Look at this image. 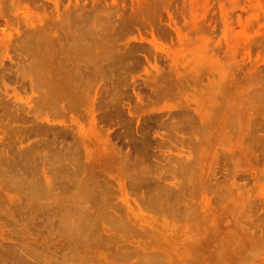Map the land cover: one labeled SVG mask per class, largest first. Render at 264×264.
<instances>
[{
    "label": "rangeland",
    "instance_id": "374dc122",
    "mask_svg": "<svg viewBox=\"0 0 264 264\" xmlns=\"http://www.w3.org/2000/svg\"><path fill=\"white\" fill-rule=\"evenodd\" d=\"M69 1L70 0H0V9H2L3 12L2 13L0 10V13H2V15L5 14L3 16L4 18L5 16L19 17V22L22 20L19 26H23L24 22H44L50 19L53 21L57 20V22L65 20L66 22V19H68V12L72 13V16L70 13L69 15L70 17H73V14H81L82 9H84L83 14H85V12L93 11L91 16H94V11H96V15H100V17L104 18L111 11L106 8L107 5H109V8L110 5H112L114 10H117L118 6V11L123 9L121 10L123 11L121 13L124 14L131 12L130 7H132L130 6L132 0H108L111 4H108L107 0H75L76 3L73 0L71 1L72 4L71 2L69 3ZM135 1L136 0H134L133 3ZM78 2L80 6L76 5ZM141 2H143V0H141ZM145 2H148L149 4H145V6L143 2L145 7L142 4L141 7L144 9L143 11H146L147 13L145 12V17L142 16L143 18L140 19V21L142 19L144 20V22L142 20V23L144 24L141 23L142 26L140 25V27H138V25H135L134 27V24L127 27L126 24H122L121 26L124 27L126 25L125 27L127 28L124 27L125 30L123 33L125 32L126 34H122V36L120 35L123 37L121 39L118 36H115L114 33L117 29L116 27L122 21V18L120 20L118 19V16L121 13L116 12L117 14L114 19L110 18L111 20H114L109 24L111 25L110 28L107 24L108 20L107 22H105L104 19L102 21L100 20L101 24L106 23V25H108L107 29L109 28V32H107L108 30L106 31V37L107 35L111 36L107 37L110 39L104 40L103 44L97 43L99 46L101 45L100 47L96 43H92V38L91 42H88L90 40H86V33V35L84 34L85 36L81 35V31L79 33V30L81 29L77 22L75 25H78L76 26L79 29L77 30L79 35L75 33L76 31L71 34L73 36L78 35L76 36L79 38L77 39L78 41H76V38H74V40L73 37L71 39L69 38L72 42L68 41L67 33L66 35H63L65 31L62 29L64 28L60 30L63 23H60L59 26L55 27L61 32V37L57 36L56 33V36L60 38H58L59 44H57L61 45L63 41L65 43L67 41L71 43H69V47L66 43L67 48H64L66 45L64 42V45L62 44L61 47L59 46L60 48L55 45L57 52H59L57 55L58 57L61 56L63 51H67L66 53L63 52L64 54H67V56L70 54V56L73 55L75 57L76 55L81 54L82 51H92L95 54L103 51L105 48V50H113V47L109 48V46H114L116 44L121 45L124 40L131 41L133 38L137 37L138 39L143 37L142 42L144 41L149 47L148 49H145L148 52L143 53L145 55L147 54V58L140 56L143 59L139 60L140 57L138 56V60H136V58V61L130 59L132 61L129 60V63L126 60L124 61L125 63L121 62V65L111 64V60H109L110 56L106 57V55L107 62L102 60L100 63L106 65V71L104 69L106 74L104 72L102 73L101 69L100 72L103 75L99 73L100 75H97V77L96 75L93 76V80L91 81V83L94 84V79H100V76H102L100 80L97 82L95 81L97 85H103V88L99 90L98 95L94 96V92L91 91V97L88 95L86 97L87 100L84 98L86 101V103L84 102V105L81 103L82 105L80 104V106L78 104V107L68 106L65 109L64 114L61 116L60 110L53 111V109H51L53 112L48 111V106L46 105V107L43 103L42 93L46 89V79L43 73L37 72L39 71L37 69H31L29 67L30 62L23 61L24 63H21L22 59L20 61V57L17 56V54L15 55L17 52L15 50V53L11 52L13 48L7 46L1 47L0 63L8 68L12 65L10 69L13 72H8L9 75L7 74L6 77L5 73L10 69L7 70V68H5V72H2V70L0 71L5 75V77L3 75L0 76V96L4 95L8 98L11 97L13 100L12 102L16 105H21L22 102V107L26 106V109L24 107L22 110L20 109V115L24 116L26 114L32 116L36 121L45 118L53 119L55 122H61L63 120V122L65 121L66 123L75 124L78 129L81 128V132L83 133L78 139L76 136V139L78 140V142L76 141V144L78 145V143H80V147H78L79 149L81 148L82 151H79L81 154H77L76 152L77 157H75L77 158V162H73V166L71 165L69 167L74 170V163L75 165L78 163L77 165L79 167L76 165V168L79 173H81L80 171L85 170L82 171V175H79L78 173V178L76 175H71V173H69L71 170L69 169L63 171L64 173L68 172L69 175L75 177L77 182L75 178L73 179L79 186L75 184L74 180H71L68 174L65 175L62 171H60L61 173L59 171L55 172L57 177L46 173L48 179L50 176L51 179H55V181L52 180L54 183H59L60 177L64 176L67 178L68 176L69 178L66 179L67 182L69 179L72 181H69L71 183L68 182L72 188L69 184L68 188H71V190L74 188L76 190L78 187L76 192H74L75 190L71 191L68 188L66 190V185H63V183H60L62 186L58 184L59 189L53 184L56 188L52 187V189L54 188L56 190L51 189V191H53V193H51L48 188L49 186L47 187L46 182H44V175L41 171L42 165L37 169L34 167L36 174L33 172L34 169L32 168L34 162L29 159L27 160L29 157L26 158L23 152H20L21 154L19 153L24 147L31 145L29 142L36 143L39 140V143L42 142L44 144V140H46L47 144V141L50 138L47 139L45 135H39L45 136L46 139H44V137L40 138L37 135L39 138L35 140L37 136H34L35 138L30 136L31 138H27V140L30 138L28 142L24 139L26 143L23 140V144L20 145V143L15 140L13 144L11 140L17 138L16 136L18 134L15 136L16 130L10 128L14 131L12 132L6 127V124L9 126L6 119H4L6 124L2 125V123L4 124L2 120L5 116H3V111L0 108V114L2 115V117L0 115V121H2L0 124V129L2 130H0V132L3 131L4 127L5 131L8 129L6 133L4 132L5 134L3 132L0 134V150L2 149L0 157L8 158L11 153V159H13L16 155L19 156L20 154L21 156L23 154V157L21 156L22 158L16 156V161H18V159H26L27 161L21 160L26 166L20 161L16 162L15 158L14 161L16 163L14 164L12 162L13 160L8 158L10 160V162L8 160L9 164L14 167L11 171L15 173L21 169L24 174H21V171L18 172L20 178H22L23 175L24 179L36 175V177L33 176L34 179L33 177L31 178L35 180V178H40V176H38L40 170V175L42 174L43 177L41 175V180L36 179L35 181H37V183L38 181H43L44 183L42 185H45L44 187L49 189V192L45 193L47 190L45 188L43 189V186L40 184L42 188L38 192L36 198L34 197L35 194H32L34 195L32 197L29 193L27 195V192H25L26 190L23 188L24 186L21 188L17 182L14 183L15 180L19 178L15 177L17 173L13 176L17 179L13 180V185H11V180H8L10 179L8 176L12 175L9 174L10 172L8 173L10 169L8 170L7 167L9 166L3 168V162L0 161V168L1 170L3 169L2 172L0 170V178H4L0 179V248L2 247L0 250H5V254L3 251H0L2 252L0 253V264H39L37 262L40 256H42L41 254L44 256L41 257L43 258V261L41 259L39 260L46 264L51 262L52 264H54V262L55 264H60L62 262V264H264V144L259 146L257 143V145H255L256 147L254 146V148H252V145L249 144L250 142H248V138L246 137V135L250 136L249 134H246V132L255 130L258 125H262L259 123H264V95L256 101H254L255 99L252 100V98H257L255 97L256 95H251L256 87L258 89V86L260 87V90L258 89L259 91L264 90V0H157V2L146 0ZM160 2L161 4H158ZM84 3L86 5L81 8ZM151 3H154V6ZM74 4L77 8L71 6L73 11H69L67 6ZM105 4H107L105 6L107 9L106 11L102 9V6ZM114 4L117 5L113 6ZM78 7L81 9H78ZM94 8L95 10H92ZM79 10L81 13H79ZM132 12H134V10ZM17 14L18 16H16ZM132 14L135 16V13ZM51 15L54 16H52L53 19ZM127 15L126 17H128ZM3 17L1 16L0 18ZM87 17L89 20L90 16ZM94 17L93 19L96 18ZM100 17L97 16V18ZM122 17H125V15ZM116 18L119 21L116 22ZM126 19H128V21H126L130 23L129 19L131 20L133 18L128 17ZM72 21L70 20L69 22L72 24ZM126 21L121 23H125ZM131 23H133V21ZM112 25L115 27L114 32ZM123 27L121 30H123ZM116 34L118 35L117 31ZM79 36L85 37L84 39L86 43L82 42V38ZM90 36L87 37L90 38ZM114 36L118 38L114 39ZM73 42L75 43L73 44ZM112 42L116 43L113 44ZM72 44L75 45V47L73 46L75 52L74 49H69ZM105 44L109 46L106 47ZM147 46L144 48H147ZM143 51L144 49L142 52ZM137 53L138 55H141L139 54L140 51ZM15 58L18 59L15 61ZM144 58L147 61H145ZM9 62L12 64L10 65ZM25 64H27L30 69H28ZM107 64H111L110 67H112V69H114L113 67L120 66L116 67L119 73L116 71L118 73L116 74L114 70L112 72L111 68L109 70ZM20 65H23V67L21 66L22 71L18 69ZM14 66L17 70H13ZM26 68L28 71H26ZM13 73L16 79L11 77L13 76ZM83 73H81V75ZM86 73L88 74L87 78L84 80L79 79L82 81H77V85L81 86V88H84L86 80H91V75L96 74L94 71H90L91 75H89L86 71L84 73L85 77ZM81 75L80 78H84V76L82 75L83 77H81ZM153 77L157 79L160 78L161 82L157 79L156 81ZM30 80L31 87L29 86ZM23 81L24 83L26 82L25 85ZM162 89L163 91H161ZM163 92H165V95ZM135 94H139L140 101H136ZM63 97L65 98L67 95H63ZM8 98H2V100H4L0 101V105H2L4 101L6 102ZM261 98L262 101H260ZM95 101L96 103H94ZM252 102L256 103L253 104ZM7 103L8 104L4 103L7 107H13V103L11 105H9V102ZM90 105L91 108H89ZM0 107H3V105ZM119 107L120 110L122 107L123 112L122 110H119ZM54 108L58 109L59 106ZM128 108H130L131 114H128ZM203 108L206 111H204ZM28 109H31V112H28ZM115 109H117L120 114H118V111L116 112ZM181 109L184 110L182 111ZM180 111L184 114L189 112L186 117L194 114V117L192 116V118L195 119L196 122H193L192 118H189L190 120L184 118L185 115H182L183 113ZM198 111L201 113L199 112L196 115ZM206 112L209 115H213V113L215 114V116L213 115V117H215V119L213 118V123H206V127L203 126V122L202 125H200L201 123H198L197 125V119L201 120V114H203V119L205 118V120L209 117H206ZM95 114L100 117H95L97 118L96 121L98 122V126L95 119L93 121L94 123L91 122V116ZM105 115H108V118H105ZM195 115L197 116V119ZM102 116L105 117L103 118ZM134 116H136V119ZM216 119L217 121H215L214 125V120ZM22 120L23 119H19L16 123L11 122V125L15 124L16 127V125L20 124V126L23 127L25 124V127L31 124V122L23 123ZM131 120L133 121L131 122ZM199 120L198 122L203 121ZM164 122L169 125L165 126L166 124H164ZM246 123L247 125L245 126ZM95 124L96 126H94ZM140 124H142V126ZM254 124H256L255 128ZM143 126H145V128ZM242 126L243 128H241ZM11 127L14 128V126ZM21 127H19V129ZM262 127H264V125H262ZM145 129H147L145 131L146 133L142 132V130L144 131ZM261 129L262 130H258L256 134L264 139V128ZM10 131L15 137H9ZM17 131L16 133H21V131ZM22 133L24 132L22 131ZM22 133L19 135V139L25 136ZM144 133L146 136H143ZM50 136L48 135V137ZM141 136L142 138H140ZM143 137H147V139H144ZM158 137H162L163 140H165L161 141L160 139L162 144L163 142L165 144V146H163L164 144H160L162 145L159 146L161 150H158L157 148L154 149L156 147L155 145L158 146ZM81 139L85 142L86 140L90 141V143L86 142L87 144L89 143L87 148L89 146L88 152L89 150L91 152H89L91 155L90 158L94 157L95 159L98 154L105 153L107 155L106 161L104 163H95L94 161L89 160V163H87V160H85V150L80 142ZM177 139H181L179 146L177 145L179 143V140ZM67 140L71 141V139ZM144 140H151V145L153 144L152 147L154 148L150 147V149L147 150L149 154L147 155L148 157L145 156V153L144 155L141 152V154L144 155L143 160V155L138 154L140 151H136V147L138 145L140 146L139 143L144 142ZM7 141L8 144L10 143L11 145L8 146ZM4 145L6 146L5 148H3ZM13 145L17 148L12 149ZM180 145H182V147ZM103 146L105 147L104 149H102ZM167 146L169 147L166 148ZM249 146H251V148ZM246 147L247 149H244ZM41 149H43V151L45 149V151L43 152ZM47 149H49V146ZM47 149L44 148V146H41L40 152L42 153L40 156L44 155L46 151L48 154ZM178 149L182 150L180 151ZM167 150L170 151L168 152ZM14 151L15 153H13ZM136 154H138L139 157L142 156L141 158L137 157L141 163L137 162V159H134ZM12 155L14 157H12ZM80 155L82 157L81 159H79ZM169 158L172 159L170 160ZM30 161L31 164H29ZM4 162L5 166L7 162ZM19 162L24 166L18 168L19 170L16 171L17 169L15 168L20 167ZM81 162L84 169L81 164L79 165ZM45 166L48 167L47 165H44V167ZM23 167L25 170L27 169L26 171L31 169L30 172L32 175H30V172L28 171L27 174L29 175L26 174L27 176H25L26 171L22 169ZM75 170L72 174H77L78 171ZM4 171L7 172L4 173ZM2 173H4L3 176ZM56 173H59V175ZM60 174H62V176ZM91 174L94 176H91ZM100 174H102V178L99 176ZM4 175L8 177L7 180ZM103 175L107 179L108 184L106 183L105 178H103ZM79 176L82 177L81 180L79 179ZM88 176L95 179H89ZM13 177L11 176V179H13ZM99 177L103 179L105 185H108V190L106 188V190L104 189L105 186L102 185L103 183H97V180L100 179ZM51 179H49L50 185L53 183ZM56 179H58V181ZM60 180H62V178ZM95 180L97 181L95 183L101 185V188L98 185L96 186L95 183L93 185L97 188L89 186L90 183H93L92 181ZM63 181H65V179ZM73 182L74 184H72ZM87 182H90L88 186ZM9 183L10 186H8ZM83 184L86 185V188L83 187ZM75 185L77 187H75ZM102 186L106 192L102 191ZM91 187L94 188L92 189L93 191H89ZM15 188L16 191L14 190ZM98 188L101 190H98ZM154 188L155 190L157 189L156 191L158 192L166 190L167 193L169 192V194H173L172 199L168 198L169 201L166 199L168 203L164 202V204H162V212L159 208L156 210L157 207L152 204L151 206L149 204L151 202L147 200L149 199V196L157 193ZM17 189L19 192L22 191V193L20 192L19 194ZM86 189L88 190L87 193L89 194L90 192L89 195L91 196L86 193ZM63 190H66V192ZM43 191L44 194H42ZM91 191L93 193H91ZM98 191L99 193L102 191L105 195L100 193L98 196L96 193ZM94 193L96 195H94ZM24 194L27 195L26 199ZM20 197H23V199ZM31 202H35L36 205L34 204L33 206ZM31 206L34 208L31 211L32 215L30 214L31 212L29 213L26 209L30 208L28 209L30 211ZM36 206H38L39 209L41 207V209H43V207H50L52 210L49 212H53L51 215L47 214L44 216L47 209H43L41 211L45 210V214L41 215L44 213L42 212L40 214L42 217L39 215L34 217L37 219V222L38 220L39 222H41V220L43 221V219H45L43 222H46L47 220V225L43 222L36 223V220L33 222L31 219L35 215V211L37 214L41 212H39ZM13 207L14 210L12 209ZM19 208H22V210ZM23 208L26 210H23ZM15 210L17 214H15ZM19 210L21 212L25 211L28 214L24 212L25 215L20 212L23 216L22 218L21 214L18 213ZM29 214L31 216L28 218L27 216ZM24 215L27 218H25ZM7 216L10 218L8 219ZM37 216L40 218H37ZM49 216L52 217L49 218ZM6 218L8 220H6ZM20 219H22V221ZM48 219L50 220V223L48 222ZM20 221L22 222V225L18 223ZM26 221L30 222V224L25 223ZM13 223H16L17 226ZM34 223L38 225L41 224V226H48V229L45 226V228H39L41 226L35 225ZM26 224L31 227V229H36V232L31 230L34 232V234H31L32 232H29L30 229L28 226H25ZM18 226L22 229H24L23 227L25 226L28 230L25 231L26 229H19ZM16 228H18L19 231L22 230V232H20L22 233L21 235ZM74 228L75 230L78 228L77 231H75ZM37 229L39 231L41 230V232ZM17 232L19 233L18 236ZM72 232V235L74 236H70ZM33 242L36 245H34ZM25 244H29V247L31 246L30 248L33 251L31 254L28 245ZM47 245L51 246L52 249ZM17 246H19L20 249ZM22 246L23 248H21ZM35 246L37 248L40 246L42 251L40 248L36 249ZM25 248L29 253L24 250ZM21 249L23 255H19ZM35 249L37 254H40V256L38 254L39 257H35L32 254ZM43 249L46 251H43ZM8 251H12V253L9 254ZM26 252L27 256H25ZM44 252L49 253L44 254ZM3 254L6 256V259H4L5 256ZM9 255L14 256L11 258ZM16 256L18 257L17 259H15ZM33 258L37 259L33 260ZM63 258L66 262L62 260ZM14 259L18 261L24 260V262L17 261V263ZM52 259L55 261L53 262ZM3 260L4 263H2Z\"/></svg>",
    "mask_w": 264,
    "mask_h": 264
},
{
    "label": "bare ground",
    "instance_id": "6f19581e",
    "mask_svg": "<svg viewBox=\"0 0 264 264\" xmlns=\"http://www.w3.org/2000/svg\"><path fill=\"white\" fill-rule=\"evenodd\" d=\"M71 1H73V0H70L69 1V3L71 2ZM131 1V0H130ZM133 1L134 0H132L131 2L133 3ZM146 1V0H145ZM144 0H143V2H144V5L146 4V5H148L149 3L147 2H145ZM156 2H157V0H155ZM155 1H152L151 0V2H155ZM158 1H160V0H158ZM164 1V0H163ZM74 2H75V0H74ZM103 2V1H102ZM107 2H108V4H111V3H109V1L107 0ZM135 2H136V4H135ZM133 4L131 3V5L130 6H132V7H130V11L132 12L133 10H134V12H132V13H135V16L131 13V12H128L127 14H124V13H121V12H123V11H121V10H123V9H121V10H119L118 11V6H117V10L115 9H113V7H112V5H110V8H109V5H107V4H105L104 6H102V5H100V6H102L103 8L102 9H104L105 11L107 10V9H109V13L103 18V17H100V15H96V11H94V13H95V17L94 16H91V13L93 12H91V11H89V12H85V14H83V11H84V9H82V13L80 12V10H79V13H81V14H73V17H70V15H69V13L70 12H68L67 14H68V19H66V22H65V20H63V21H58L57 22V17H56V19H54V20H56V21H53V20H46V21H39V22H24V24H23V26L21 25V26H19V24H20V22L22 21H20L19 22V20H18V18H15V16L14 17H8V16H5V18L3 17L5 14H3L2 15V9H0L1 10V12L2 13H0V17L2 16L3 18H0V26H2V27H0V49H1V47H3V46H7V47H10V48H13L12 50H11V52H14L15 53V51L17 52V53H15V55L17 54V56H19L20 57V61H21V59H22V61H21V63H24V62H30V65H29V67L31 68V69H37V70H39V71H37V72H40V73H43V75L45 76V79H46V81H45V85H46V89H45V91H43V93H42V95H43V103H44V105L46 106H48V111H52L51 109H53V111H58V110H60V112H61V114H60V116L62 115V114H64V112H65V109L68 107V106H77L78 104L80 105L81 103H83V105H84V102L86 103V101L84 100V98H86L88 95H90L91 94V91H93L94 93H93V95L95 96V95H98V92H99V90H101L102 88H103V85H101V86H99V85H97V81L98 80H100L101 79V77L102 76H100V79H94V84H92L91 83V81L93 80V76H95L96 75V77H97V75H100V74H102L103 72L105 73V71H106V65H102V64H100L101 62H102V60H105L106 62H107V59H106V57H108V56H110V59L109 60H111V64H116V65H121V62H124V61H126L127 60V62L129 63V60L130 59H134L135 60V58H136V60H138L137 58H138V56L140 57V56H143V57H146L147 56V54L145 55V54H143V53H146V52H148L147 50H145V49H148L149 47L144 43V41L142 42V38L141 39H138V37L137 38H133L131 41L130 40H124V42L120 45V44H116V45H111V46H109V48L111 47H113L112 49L113 50H103V51H101V52H98V53H93L92 51H87V52H85V51H82V53L81 54H79V55H76L75 57L72 55V56H70V54H69V56H67V54H64L63 52H67V51H63L62 53H61V56L60 57H58L57 55H58V53L59 52H57V48H55V45H56V47H61L62 46V44H63V42H62V44H61V41H60V44L61 45H58L59 44V42H58V40L60 39L59 37H57V36H60L61 35V32H60V30L62 29V28H64V29H62V30H64L65 31V33L63 34V35H66V33H67V39H68V41H70L69 40V38L71 39L72 37H73V39L74 38H76V41H78L77 39H79L78 37H76V36H78L79 35V33H80V31H81V35L83 36L85 33L87 34V36H90V38L89 37H87L86 36V40L87 39H89L90 41H88V42H91V38H92V43H101V44H103V41L104 40H109L110 38H107V37H111V36H109V35H107V37H106V34H107V32H109V28H110V26L111 25H109V24H111L112 23V21H114V20H111L110 18H112V19H114V17L116 16V12H119V13H121L117 18L120 20L121 18V22H124V21H128V19H126V18H128V17H131V18H133V19H131L132 21H133V23H131L132 21L129 19V21H130V23L129 22H125V23H119L118 24V26L120 27V29H119V27L117 26L116 28V30H115V32H114V29H115V27H113L114 25H112V28H113V32L115 33V36H118L120 39L121 38H123V37H121L122 36V34L124 35V34H126L125 32L123 33V31L125 30V28H127V27H130L132 24H134V27H135V25H138V27H140V25H141V23H142V20L140 21V19L141 18H143V17H145L144 15H146L145 14V12L146 11H143L144 9H142V5H143V2H141V0H136ZM162 2V1H161ZM161 2L160 3H158V4H161ZM76 3V2H75ZM114 3V2H113ZM71 4H72V2H71ZM142 4V5H141ZM152 4V3H151ZM77 6L79 5V2L76 4ZM76 5L74 4V5H68L67 6V9L70 11L71 10V12L73 11L72 10V8H71V6H73V8L74 7H76ZM86 4L84 3L82 6H81V8L82 7H84ZM108 7H107V6ZM115 5H117V4H114L113 6H115ZM143 5V6H144ZM145 5V6H146ZM153 6H154V3L152 4ZM80 6V5H79ZM105 6H106V8H105ZM144 6V7H145ZM158 6V5H157ZM99 7V6H98ZM112 7V8H111ZM77 8V7H76ZM80 7H78V9H81ZM122 8H124V7H122ZM75 10V9H74ZM92 10H95V8L94 9H92ZM97 10V9H96ZM99 10V9H98ZM149 10H151V9H149ZM76 11H78V10H76ZM147 11H148V9H147ZM5 12V11H4ZM51 12V11H50ZM75 12V11H74ZM76 13V12H75ZM144 13V14H143ZM147 13V12H146ZM71 14V16H72V13H70ZM90 14V15H89ZM93 14V13H92ZM123 15H125V17H122ZM126 15L128 16V17H126ZM16 16H18V14L16 15ZM53 15H51V17H52ZM66 16V15H65ZM87 16H90L89 18V20H88V17ZM97 16L98 17H100V18H97ZM143 16V17H142ZM54 17V16H53ZM53 17H52V19H53ZM86 17V18H85ZM91 17H92V19H91ZM93 17L95 18V19H93ZM9 18V19H8ZM22 18V17H21ZM72 18V19H71ZM116 18V19H117ZM105 20V22H107V20H108V22H109V20H110V22L108 23L107 22V24L109 25V28L107 29V27H108V25H106V23H104V24H101L100 23V20L102 21V20ZM115 19V20H116ZM116 20V22L117 21H119V20ZM124 19V20H123ZM72 21V24H71V22H69V21ZM86 20V21H85ZM88 20V21H87ZM134 20H135V22H134ZM138 20V21H137ZM77 22V24L78 25H80V29L81 30H79L78 28H77V26L75 25V23ZM136 22H138V23H136ZM139 22H140V24H139ZM143 22H144V20H143ZM60 23H63V25H62V27L60 28V30L58 31L55 27H57V26H59V24ZM70 24V25H69ZM122 24H126L127 25V27H123V26H121ZM130 24V25H129ZM142 24H144V23H142ZM75 25V26H74ZM117 25V24H116ZM129 25V26H128ZM81 26H82V28H81ZM142 26V25H141ZM122 27H123V30H121L122 29ZM133 28V27H132ZM131 28V29H132ZM144 28V27H143ZM70 29V30H69ZM75 29V30H74ZM134 29V28H133ZM140 29V28H139ZM77 30H79V33H77L78 31ZM82 30H83V32H82ZM108 30V31H107ZM120 30V31H119ZM135 30V29H134ZM58 31V32H57ZM63 31V32H64ZM74 31H76L75 33H77L78 35H76V36H73L71 33H73ZM86 31V32H85ZM89 31V32H88ZM107 31V32H106ZM116 31L118 32V35L116 34ZM122 31V32H121ZM136 31V30H135ZM139 31V30H138ZM60 32V34L58 35V33ZM88 32V33H87ZM111 32H112V30H111ZM112 32V33H113ZM121 34H120V33ZM131 32H132V30H131ZM141 32V31H140ZM13 33V34H12ZM56 33H57V36H56ZM143 33V32H142ZM142 33H140V34H142ZM85 34V35H86ZM90 34V35H89ZM84 35V36H85ZM105 35V36H104ZM121 35V36H120ZM80 37V38H82L81 39V41L82 42H85L86 43V41H85V37ZM114 36V39H117L118 37H115ZM61 37V36H60ZM104 37H106V38H104ZM59 38V39H58ZM101 39H102V41H101ZM114 39L112 38V40L114 41ZM75 40V39H74ZM73 40V41H74ZM146 40V39H145ZM65 41H67V40H65ZM66 42L67 44H68V47H69V43L70 42H72V41H70V42ZM116 41V40H115ZM119 41V40H118ZM121 42V41H120ZM58 43V44H57ZM65 42H64V44H66ZM75 42H73V44H74ZM91 43V44H92ZM113 44L114 43H116V42H112ZM111 43V44H112ZM117 43H119V42H117ZM147 43V42H146ZM63 44V45H64ZM67 44L64 46V48L66 47L67 48ZM71 44V43H70ZM71 45V47L69 48V49H74V47H75V45ZM90 44V43H89ZM97 44V45H98ZM148 44V43H147ZM106 45V44H105ZM74 46V47H73ZM99 46V45H98ZM101 46V45H100ZM99 46V47H100ZM107 45H106V47H108ZM147 46V48H144V47H146ZM59 47V48H60ZM64 48H63V50H64ZM83 49V48H82ZM85 49V48H84ZM144 49V51L142 52V50ZM15 50V51H14ZM60 50V49H59ZM58 50V51H59ZM78 50V49H77ZM69 51V50H68ZM110 52V54H109V52ZM138 51H140V53L139 54H141V55H138ZM70 52H71V50H70ZM74 52H75V49H74ZM13 53V54H14ZM20 54V55H19ZM136 54H137V57H136ZM152 54V53H151ZM64 55H66V56H64ZM107 55V56H106ZM106 56V57H105ZM16 57V56H15ZM18 57V58H19ZM22 57V58H21ZM72 57V58H71ZM18 58H15V61H16V59H18ZM147 58V57H146ZM140 59H143L142 57H140L139 58V60ZM132 60H130V61H132ZM135 60V61H136ZM144 60H145V58H144ZM150 60V59H149ZM14 61V60H13ZM13 61H11V62H13ZM19 61V62H20ZM24 61V62H23ZM134 61V62H135ZM145 61H147V60H145ZM17 62H18V60H17ZM10 63V62H9ZM15 63V62H14ZM20 63V64H21ZM81 63V64H80ZM119 63V64H118ZM125 63V62H124ZM123 63V64H124ZM128 63H126V64H128ZM12 63H10V65H11ZM17 64H19V63H17ZM110 64V65H111ZM0 71L2 70V72L5 70L6 71V69L5 68H7V70L8 69H10L11 68V66H10V68H8L7 66L6 67H4L5 65L3 64H1L0 63ZM16 65V64H15ZM24 65V64H23ZM23 65H20V67L18 68V69H22V67H23ZM110 65L109 64H107V66H109L108 67V69L110 70V68H111V70H112V72H113V70L116 72V71H118L117 70V68L116 67H120V66H116V67H113L114 69H112V67H110ZM113 65V66H114ZM18 66V65H17ZM22 66V67H21ZM25 66H27V64H25ZM125 66V65H124ZM25 68V67H24ZM27 68H28V66H27ZM26 68V69H27ZM30 68H28V69H30ZM115 68H116V70H115ZM156 68V67H155ZM13 69V68H12ZM28 69L26 70V71H28ZM92 72V71H94L96 74H93V75H91V73H90V71ZM96 69H98V70H96ZM101 69H102V71H101ZM104 69H105V71H104ZM107 69V70H108ZM120 69V68H119ZM13 70H17V68H15V66H14V69ZM24 70V69H23ZM4 71V72H5ZM10 71H12L11 69L9 70V71H7L6 73H5V75H6V77H7V74H8V72L10 73ZM22 71V70H21ZM25 71V72H26ZM31 71V70H30ZM33 71V70H32ZM88 72L89 73V75H91L92 76V78H90L91 80H86L85 81V86H84V88H81V86H78L77 85V81H82V80H84L85 78H87V73L85 74L86 75V77L84 76V73L85 72ZM102 73H101V72ZM13 72V71H12ZM11 72V73H12ZM15 72V71H14ZM18 72H20V71H18ZM34 72V71H33ZM37 72H36V74H37ZM84 72V73H83ZM1 73V72H0ZM21 73V72H20ZM81 73H83L82 75L84 76V78H80V75H81ZM98 73V74H97ZM100 73V74H99ZM108 73V72H107ZM118 73H119V71H118ZM117 72H116V74H118ZM23 74V73H22ZM25 74V73H24ZM106 74V73H105ZM115 74V75H116ZM3 74L1 73V75L0 76H2ZM5 75H3L4 77H5ZM9 75V74H8ZM12 75V74H11ZM81 75V77H83ZM103 75V74H102ZM15 75H14V73H13V76H11V77H13L14 79H16V77H14ZM21 76V75H20ZM22 76H24V75H22ZM157 76H158V74H157ZM156 76V77H157ZM10 77V78H11ZM155 77V76H154ZM153 77V78H154ZM159 77V76H158ZM18 78H20V77H18ZM88 78V79H89ZM12 79V78H11ZM79 79H82V80H79ZM155 80L157 79V78H154ZM18 80H20V79H18ZM17 80V81H18ZM157 80H159L160 81V78L159 79H157ZM156 80V81H157ZM96 81V82H95ZM102 82V81H101ZM161 82V81H160ZM18 83V82H17ZM23 83H24V81H23ZM26 83V82H25ZM25 83H24V85H25ZM91 83V84H90ZM154 83V82H153ZM155 83H158V82H155ZM28 84V83H27ZM100 84H102V83H100ZM33 85V84H32ZM155 85V84H154ZM27 86V85H26ZM29 86L31 87V80H30V82H29ZM156 86V85H155ZM165 87V86H164ZM154 88H157V87H154ZM163 88V87H162ZM260 87L258 86V89H259ZM261 88H262V86H261ZM82 89V90H81ZM164 89V88H163ZM163 89L161 90V91H163ZM257 89V87L252 91L253 93L251 94L252 96H253V94H254V96L255 97H257V98H252V100H254V101H256L258 98H260L262 95H264V94H260V93H264V90H262V91H259ZM156 91V90H155ZM160 91V92H161ZM116 92V91H115ZM159 92V91H158ZM165 92H163V94H164ZM1 94V93H0ZM159 94V93H158ZM162 94V93H161ZM166 94H167V92H166ZM257 94H258V96H257ZM260 94V95H259ZM63 95H67V97H63ZM92 95V96H93ZM160 95V94H159ZM158 95V96H159ZM165 95V94H164ZM4 96V95H3ZM2 95L0 96V98H1V100L0 101H3L2 100V98H8V97H6V96H4L3 97ZM8 96V95H7ZM93 96V97H94ZM163 96V95H162ZM90 97H91V95H90ZM135 97H136V101L138 102V101H140V97H139V94L137 95V94H135ZM10 98V99H9ZM7 100H6V102L4 101V103H6V104H8L7 102H9L10 104L9 105H11L13 102V100L11 99V97H9ZM15 99V98H14ZM96 99H97V97H96ZM16 100H17V98H16ZM84 100V101H83ZM86 100H87V98H86ZM88 100H89V97H88ZM20 101V100H19ZM142 101V100H141ZM260 101H262V98H261V100ZM259 101V102H260ZM18 102V101H17ZM2 104L3 105V107H0L1 108V110L3 111V116H5V117H3V122H4V124L2 123V121H0V124L2 123V125H5L6 124V122L7 123H9V126H7V124H6V127L9 129V130H11L10 128H12V129H14V130H18L17 132H19V131H21V133H22V131L24 132V133H22V134H24L23 136V138H21L22 137V135H21V139H19V135L21 134L20 132L19 133H16V131H15V136L18 138V140H17V138H15L14 140H11L12 142H13V144H14V142H15V140H16V142H18V143H20V145L21 144H23L22 143V141L25 139L27 142H28V140L31 138V137H36L37 135L39 136V135H45L46 137H47V139H49L48 141H47V144H46V140H44L45 142H44V144L42 143V145H41V143H39L40 141L38 140V142H36V143H31V142H29V144H31V145H29V146H27V144H26V146L27 147H24L23 149H21L20 151H19V153L21 152H23V154L25 155V157L27 158V157H29V158H27V160L29 159V160H31L32 162H34L32 165H33V167H32V165H31V167L34 169V167H35V169H37L38 167H40L41 165H42V167H41V171L43 172L42 174L44 175V182H46V185H47V187L50 189H48V188H45L44 186L45 185H42L44 182L43 181H38V183H37V181H35L36 179L38 180H41V178L43 177V175H42V177H41V175H40V170H39V172H38V176H40V178H35V180H33L34 179V177L33 176H35L36 177V175H33V176H31V177H27V179H24V175H23V179L22 178H20L19 177V174H18V172H20L21 174L23 173V171L20 169V171H18L19 169L18 168H21L22 166H24L25 164H24V162H22L23 160H26V159H18V161H20V162H22V163H20V167H17V168H15V169H17L16 171H18V172H12L11 170L12 169H14V167H12V165H10L9 164V162H10V160H13L12 162L15 164L16 162H18V161H16V156L19 158H22L23 156V154L20 156V154H19V156L18 155H16L15 157L12 155V157H14L15 158V161H14V158L13 159H11V153L10 152H7V153H10V156L8 157V158H10V160L7 158V157H0V161L1 162H3L2 164H3V168L5 167H7V166H9V167H7L8 168V173L9 174H12V175H10V176H8L10 179H8V177L7 176H5L4 175V177L6 178V180L8 179V180H11V182L10 181H8V182H10V183H12V181L13 180H15V179H17V178H15V177H19L17 180H15V182L14 183H16L17 182V184H19V186H21V188H22V186H24L23 188L26 190L25 192H27L26 194L28 195V193H29V195L32 197V196H34V195H32V194H35V198H36V196H38L37 194H38V192L41 190V185L43 186V189L45 188L47 191H45V193H47V192H49V191H51V189H52V187H54V188H56L57 187V189H59V186H58V184H62L63 183V185H66V190H67V188L70 186V184L69 183H71L72 181L71 180H74L73 178H75V177H72L71 175H76V177H77V175H78V173H79V171H78V169L76 168L78 165V163H76V165H75V163H74V170L75 171H78L77 172V174L75 173V174H72V172L74 171L72 168L70 169V167L69 166H71L72 164H73V162H77L76 161V157H77V155H76V152H77V154H79L80 152V150L82 151V149L80 148L79 149V147H80V143H78V145L76 144V141L78 142V138H80L81 137V134L83 133V132H81V128L80 129H78L77 128V126L75 125V124H72V123H66L65 121L63 122V120L61 121V122H55L53 119H49V118H45V119H41V120H39V121H36V119H34L32 116H29V115H20V113H21V110H22V108L24 107H22V102H21V105L19 104V105H16V104H14L13 103V107L12 106H6L5 104ZM16 103V102H15ZM93 103V102H92ZM92 103H90V104H92ZM94 103H96V101L94 102ZM253 104H255L256 102H252ZM251 103V104H252ZM122 104H123V102H122ZM198 104V103H197ZM2 105H0V106H2ZM27 105V104H26ZM82 105V104H81ZM80 105V106H81ZM85 105H87V104H85ZM209 105H211V104H209ZM21 106V107H20ZM30 106V105H29ZM44 106V107H45ZM46 106V107H47ZM57 106H59V108L57 109V108H54V107H57ZM88 106V105H87ZM118 106H120V105H118ZM127 106V105H126ZM20 107V108H19ZM78 107V106H77ZM130 107V106H129ZM25 109H26V106L24 107ZM32 108V107H31ZM86 108V107H85ZM89 108H91V105H90V107ZM88 108V109H89ZM136 108V107H135ZM4 109V110H3ZM21 109V110H20ZM44 109V108H43ZM117 109H118V107H117ZM117 109H115L116 110V112L118 111ZM126 109V108H125ZM133 109V108H132ZM185 109V108H184ZM183 109V110H184ZM24 110V109H23ZM31 109H28L27 111L28 112H31L30 111ZM85 110V109H84ZM119 110H120V107H119ZM121 110H122V107H121ZM120 110V111H121ZM128 111V114H131V110H130V108H128L127 109ZM182 110V109H181ZM182 110V111H183ZM201 110V109H200ZM203 110L204 111H206L204 108H203ZM202 110V111H203ZM1 111V112H2ZM25 111V110H24ZM52 111V112H53ZM182 111H180V112H182ZM27 112V113H28ZM122 112H123V110H122ZM133 112H135V111H133ZM132 112V113H133ZM184 112H186V111H184ZM200 111H198L197 113H196V115L199 113ZM24 113V112H23ZM58 113V112H57ZM136 113V112H135ZM183 113V112H182ZM181 113V114H182ZM189 113V112H188ZM187 113V114H188ZM190 113H193V112H190ZM201 113V112H200ZM66 114V113H65ZM97 114V113H96ZM92 115L91 116V122H93L94 121V119H95V121L97 120V118H95L97 115ZM100 114V113H99ZM111 114V113H110ZM118 114H120L119 113V111H118ZM122 114V113H121ZM187 114H182V115H185V117L184 118H187V120L190 118H192V116L194 115H188V117H186L187 116ZM205 114H207V112L205 113ZM204 114V115H205ZM255 114V113H254ZM1 115V114H0ZM58 115V114H57ZM90 115V114H89ZM102 115V114H101ZM109 115V114H108ZM108 115L105 117V116H102L103 118L105 117V118H108ZM115 115H117V114H115ZM195 115V116H196ZM202 116L200 117V119L201 120H203V121H201V120H199V119H197V116H196V119H197V125H198V123H201L200 125H202L203 123L205 124H203V126H205L206 127V125L210 122H212L213 121V118L215 119V117H213V115L215 116V114L213 113V115H209V114H207V116L206 117H208L206 120H205V118L203 119V114H201ZM26 116H28V117H26ZM111 116H112V114H111ZM121 116V115H120ZM123 116H124V114H123ZM161 116V115H160ZM189 116H191V117H189ZM199 116H200V114H199ZM1 117H2V115H1ZM7 117V118H6ZM98 117V116H97ZM114 117V116H113ZM118 117V116H117ZM130 117H132V116H130ZM135 117V119H136V116H134ZM159 117V116H158ZM180 117H182V116H180ZM194 117V116H193ZM23 119L22 120V122L23 123H27V122H31V124L30 125H27V126H25L24 127V125H23V127H21L20 126V124H18V125H16V127H15V124H13V125H11V122L12 123H16L17 121H19V119ZM98 118H100V117H98ZM109 118H110V116H109ZM115 118V117H114ZM122 118V117H121ZM218 118V117H217ZM4 119H6L7 121L5 122L4 121ZM18 119V120H17ZM129 119V118H128ZM131 119H133V118H131ZM183 119V118H182ZM189 119V120H190ZM193 119V118H192ZM211 119V120H210ZM10 122H9V121ZM186 120V121H187ZM198 120L199 121H201V122H198ZM71 121V120H70ZM69 121V122H70ZM98 121H99V119H98ZM100 121H101V119H100ZM112 121V120H111ZM133 120H131V122H132ZM164 121V120H163ZM183 121H184V119H183ZM193 122H196L195 121V119H193L192 120ZM206 121V122H205ZM215 121H217V119L216 120H214V125H215ZM97 122V121H96ZM128 122H130V121H128ZM166 122V121H165ZM164 122V124H166ZM168 122V121H167ZM180 122H182V121H180ZM203 122V123H202ZM94 123V122H93ZM207 123V124H206ZM209 123V124H210ZM213 123V122H212ZM259 123V122H258ZM97 124V126H98V122L96 123ZM96 124L94 125V126H96ZM150 124V123H149ZM188 124H189V121H188ZM191 124V123H190ZM194 124H196V123H194ZM260 125L262 124V125H264V123H259ZM21 125H22V123H21ZM141 126H142V124H140ZM167 125H169V124H166L165 126H167ZM244 125V124H243ZM247 125V123L245 124V126ZM262 125L261 126H259L258 125V127H256V129L255 130H250L249 132H246V134H249L250 136H248V135H246V137L248 138V142H250L249 144H251L252 145V148H254V146L255 145H257V143L259 144V146H261L262 144H264V139H262V137L261 136H258L256 133L258 132V130H262L261 128H264V127H262ZM1 126V125H0ZM11 126H14V128L13 127H11ZM93 126V125H92ZM93 126V127H94ZM137 126V125H136ZM255 126H256V124H254V128H255ZM19 127H21L20 129H19ZM144 128H145V126H143ZM149 127V126H148ZM201 127V126H200ZM260 127V128H259ZM3 128V127H2ZM140 128V127H139ZM142 128V127H141ZM241 128H243V126L241 127ZM253 128V129H254ZM257 128H259V129H257ZM5 129V127L3 128V131H1V132H7V130L8 129H6V131L4 130ZM23 129V130H22ZM99 129V128H98ZM148 129V128H147ZM147 129H145L144 131L142 130V132H145ZM0 130H2V129H0ZM139 130V129H138ZM137 130V131H138ZM12 132H14L13 130H11ZM11 131H10V138H12L13 136H14V134H12L11 133ZM94 131V130H93ZM136 131V132H137ZM1 132H0V134H1ZM4 133V134H5ZM146 133V132H145ZM145 133L143 134V136H146L145 135ZM138 134V133H137ZM142 134V133H141ZM162 134V133H161ZM8 135V134H7ZM48 135L50 136V137H48ZM111 135V134H110ZM253 137H252V136ZM3 136V135H2ZM12 136V137H11ZM14 136V137H15ZM31 136V137H30ZM34 137L35 138V140H37V138H43L44 137V139H46V137L45 136H39V137ZM76 136H77V139H76ZM164 136V135H163ZM9 137H8V139H9ZM28 137H30L28 140H27V138ZM250 137H252V138H250ZM3 138V137H2ZM86 138V137H85ZM140 138H142V136L140 137ZM144 139L146 138L147 139V137H143ZM159 138V141L157 142V144H158V146L157 145H155L156 147L154 148V147H152V145H151V140L150 141H145L144 140V142H142V141H139V142H142V143H139L140 144V146L138 145L137 147H136V151H140V153H138V154H141V152L145 155V156H147V155H149L148 154V152H147V150H149L150 149V147H152V148H154V149H160L161 150V148H159V146H162L163 144H164V142H163V144H162V142L161 141H165V140H163V138L161 137H158ZM5 139V138H4ZM67 139H71V141L70 140H67ZM84 139V138H83ZM83 139H81L80 140V142H81V144H82V147L84 148V150H85V160H87L86 162L87 163H89V160L90 161H94L95 163L97 162V163H104L105 161H106V159H107V155L105 154V153H100V154H98V156L94 159V157L93 158H90L91 157V155H90V150H89V152H88V149H89V146H88V148H87V145H89V143H90V141H87L86 140V142H89L88 144L85 142V141H83ZM160 139H161V141H160ZM170 139V138H169ZM250 139V140H249ZM5 140H7V139H5ZM25 140H24V142H25ZM41 140V139H40ZM143 140V139H142ZM177 140H179V139H177ZM20 141V142H19ZM34 141V140H33ZM32 141V142H33ZM41 141H43V140H41ZM69 141V142H68ZM180 141H181V139L179 140V143L177 144L178 146H179V144H180ZM247 141V140H246ZM9 142H10V140H9ZM150 142V143H149ZM156 142V141H155ZM161 142V143H160ZM248 142H246V143H248ZM4 143V142H3ZM2 143V144H3ZM11 143V142H10ZM8 144V141H7V144H8V146L9 145H11V144ZM26 143V142H25ZM256 143V144H255ZM1 144V143H0ZM16 144V143H15ZM156 144V143H155ZM160 144H162V145H160ZM169 144V143H168ZM6 145V144H5ZM4 145V147L3 148H5L6 146ZM17 145V144H16ZM25 145V144H24ZM44 146V148H48V146H49V149H47L48 150V154H47V151H46V153L45 154H47V155H42V156H40L41 155V153L42 152H40L41 150L43 151V149H41L40 150V147L41 146ZM172 145V144H171ZM170 145V146H171ZM240 145V144H239ZM2 146V145H1ZM18 146V145H17ZM79 146V147H78ZM91 146V145H90ZM163 146H165V144L163 145ZM177 146V147H178ZM181 147H182V145H180ZM246 146V145H245ZM247 146H248V144H247ZM11 147V146H10ZM169 146H167L166 148H168ZM250 148H251V146H249ZM256 147V146H255ZM13 148H15V145H13V147H12V149ZM17 148V147H16ZM15 148V149H16ZM43 148V147H42ZM105 147L103 146L102 147V149H104ZM151 148V149H152ZM173 148V147H172ZM8 149V148H7ZM77 149V150H76ZM79 149V150H78ZM176 149V148H175ZM244 149H247V147L246 148H244ZM2 150V149H1ZM0 150V152H2ZM4 150V149H3ZM18 150H19V147H18ZM18 150H17V152H18ZM173 150V149H172ZM178 150H180V149H178ZM182 150V149H181ZM180 150V151H181ZM44 151H45V149H44ZM43 151V152H44ZM138 151V152H139ZM163 151V150H162ZM161 151V152H162ZM165 151V150H164ZM168 151V150H167ZM170 151V150H169ZM168 151V152H169ZM184 151V150H183ZM257 151V150H256ZM40 154H39V153ZM147 152V153H146ZM151 152V151H150ZM158 152V151H157ZM166 152V151H165ZM167 152V153H168ZM179 152V151H178ZM245 152V151H244ZM5 153V152H4ZM13 153H15V151L13 152ZM1 154V153H0ZM81 154V153H80ZM138 154H136L135 156V158L134 159H137V157L138 158H141L142 156L141 155H143V154H141L140 156L141 157H139V155ZM155 154V153H154ZM153 154V155H154ZM94 155V154H93ZM92 155V156H93ZM144 155H143V157H142V159L144 158ZM163 155V154H162ZM161 155V156H162ZM3 156H4V154H3ZM44 156H46V157H44ZM76 156V157H75ZM94 156H96V155H94ZM155 156V155H154ZM176 156V155H175ZM24 157V158H25ZM80 158L79 159H81L82 157H81V155L79 156ZM148 157V156H147ZM163 157H165V156H163ZM181 158V157H180ZM78 159V160H79ZM170 159V158H169ZM172 159V158H171ZM170 159V160H171ZM178 159V158H177ZM184 159V158H183ZM8 160H9V162H8ZM22 160V161H21ZM26 160V161H27ZM138 160V159H137ZM141 160V159H140ZM144 160V159H143ZM188 160V159H187ZM4 161H6L7 162V164H5V166H4ZM25 161V162H26ZM31 161H30V163L29 164H31ZM79 161H81V160H79ZM178 161H179V159H178ZM182 161V160H181ZM181 161H180V163H181ZM0 162V163H1ZM85 162V163H86ZM137 162H140L141 163V161H137ZM12 163V164H13ZM91 163V162H90ZM169 163V162H168ZM9 164V165H8ZM26 164H27V162H26ZM28 164V165H29ZM81 164V166H82V162L81 163H79V165ZM92 164V163H91ZM44 165H47L48 167H44ZM99 165H101V164H99ZM181 165H182V163H181ZM1 166V165H0ZM14 166H17V165H14ZM18 166H19V164H18ZM26 166V165H25ZM73 166V165H72ZM88 166H90V165H88ZM92 166V165H91ZM95 166V165H94ZM79 167V166H78ZM83 167V166H82ZM97 167V166H96ZM27 168V167H26ZM28 168H30V167H28ZM95 168V167H94ZM22 169H24V167L22 168ZM35 169H34V171L33 172H35ZM67 169H69V170H71L69 173H71V175H69V173L67 172V173H64L63 171H65V170H67ZM80 170H82L81 168H79ZM83 169H84V167H83ZM0 170H1V168H0ZM3 170V169H2ZM2 170H1V172H2ZM27 170V169H26ZM25 169H24V171H26ZM31 170V169H30ZM30 170L28 169V171L30 172ZM68 170V171H69ZM85 170V169H84ZM84 170H82V171H84ZM89 170H91V169H89ZM181 170V169H180ZM28 171H26V173H25V176H27V175H29V174H27L28 173ZM56 171H62L65 175H69L70 176V178H71V180L69 179V181H71V182H67V180L66 179H68L69 177L67 176V178L66 177H64V176H62V174H60L62 177H60V179L62 178V180H60L59 179V183L57 182V183H54L53 181H55V179H51V176H53V175H55V172ZM82 171H80L81 173H82ZM1 172H0V175H1ZM5 172H7V171H4V173ZM88 172V171H87ZM179 172V171H178ZM181 172H182V170H181ZM4 173H2V176H3V174ZM7 173V174H8ZM14 173V174H13ZM17 173V175L15 176V177H13L15 174ZM36 173V172H35ZM46 173H48V174H52L51 176H50V178L49 179H51V181L53 182V183H51V185H50V181H49V179H48V177L46 176ZM61 173V172H60ZM74 173V172H73ZM81 173H79V175H82ZM85 173V172H84ZM24 174V173H23ZM27 174V175H26ZM34 174V173H33ZM37 174V173H36ZM57 174V173H56ZM63 174V175H64ZM98 174V173H97ZM30 175H32L31 174V172H30ZM57 175H59V173L57 174ZM84 175H86V174H84ZM93 174H91V176H92ZM11 176L13 177V179H11ZM94 176V175H93ZM96 176V175H95ZM101 178H102V174H100L99 175ZM104 176V175H103ZM33 177V179H31ZM55 177H57L56 175H55ZM55 177H53V178H55ZM63 177H64V179H65V181H63L64 179H63ZM89 177V176H88ZM99 177V178H100ZM141 177V176H140ZM3 178V177H2ZM2 178H0V179H2ZM59 178V177H58ZM78 178V177H77ZM91 177H89V179H90ZM93 178V177H92ZM91 178V179H92ZM99 179V180H95V181H92L93 183H90V185L89 186H93V187H95L93 184L95 183V182H97L98 184H102V185H104L105 187H104V189L106 188L107 190H108V183H107V179L105 178V176L103 177V178H105V181H106V185H105V183L103 182V179ZM175 178V177H174ZM4 179V178H3ZM79 179L81 180L82 179V177L81 176H79ZM78 179V180H79ZM84 179V178H83ZM86 179V178H85ZM93 179H95V178H93ZM165 179V178H164ZM169 179V178H168ZM172 179V178H171ZM43 180V179H42ZM57 181H58V179H56ZM75 180H76V178H75ZM75 180H74V182H75ZM100 180H101V182H100ZM115 180V179H114ZM113 180V181H114ZM142 180V179H141ZM167 180V179H166ZM2 181V180H1ZM4 181V180H3ZM60 181H62V182H60ZM109 181V180H108ZM6 182V181H5ZM65 182H67V183H65ZM74 182L72 183V184H74ZM76 182H77V180H76ZM75 182V184L77 185V183ZM79 182V181H78ZM100 182V183H99ZM110 182V181H109ZM10 183H9V185L8 186H10ZM81 183V182H80ZM88 182H87V186H88V184H89ZM97 183H95V185L97 186L98 184ZM3 184V183H2ZM6 184V183H5ZM41 184V185H40ZM53 184H55V186H53ZM60 184V185H61ZM68 184H69V186H68ZM71 184V185H72ZM92 184V185H91ZM11 185H13V183L11 184ZM75 185V187H77V186H79V185H77L76 186ZM81 185H82V183H81ZM84 185V184H83ZM3 186H4V184H3ZM6 186V185H5ZM15 186V185H14ZM62 186V185H61ZM60 186V187H61ZM74 186V185H73ZM98 186H100V188H101V185H98ZM110 186V185H109ZM16 187V186H15ZM64 187V186H63ZM62 187V188H63ZM71 188H72V186H70ZM84 188H86V185H84L83 186ZM93 187H91V189H89V191L90 190H92V189H94ZM53 188V189H54ZM65 188V187H64ZM71 188H68V189H70L71 190ZM88 188V187H87ZM95 188H97V187H95ZM100 188H98V190L100 189ZM6 189V188H5ZM9 189V188H8ZM18 189L20 190V188L18 187ZM17 189V192L20 194V192L22 193V191H20L19 192V190ZM24 189H23V191H24ZM52 189V190H53ZM61 189V188H60ZM78 189V187L76 188V190ZM79 189H80V187H79ZM83 189V188H82ZM103 189V186H102V191L104 192L105 190ZM110 189V188H109ZM9 190H11V189H9ZM12 190H13V188H12ZM15 191H16V188L14 189ZM22 190V189H21ZM49 190V191H48ZM54 190H56V189H54ZM66 190L64 191V192H66ZM70 190H68V191H70ZM75 189L73 188L71 191H74ZM76 190L74 191V192H76ZM101 190V189H100ZM154 190H155V188H154ZM157 190V189H156ZM155 190V191H156ZM44 191L42 192V194H44ZM62 191V190H61ZM93 191V190H92ZM91 191V193H93ZM102 191H100V193L101 194H103V192ZM88 192V190L86 189V193ZM95 192V191H94ZM106 192V191H105ZM111 192H113V191H111ZM154 192V191H153ZM157 193L156 194H154V195H152V196H149V199H147V200H149L151 203H149V201H148V203L151 205H153V206H155V207H157L156 208V210H158V208L159 209H163V207H162V204H164V202L166 203L167 201H166V199H172V197H173V194H169V192L167 193L166 192V190H163V191H156ZM51 193H53V191H51ZM97 194H98V196H99V191L98 192H96ZM110 193V192H109ZM155 193V192H154ZM179 193V192H178ZM26 194H24L25 196V199H26ZM88 194V193H87ZM86 194V195H87ZM89 194H90V192H89ZM88 194V195H89ZM153 194V193H152ZM21 195H23V194H21ZM39 195L41 196V194L39 193ZM94 195H96L95 193H94ZM103 195H105V194H103ZM169 195V196H168ZM176 195V194H175ZM20 196V195H19ZM29 196V197H30ZM48 196H49V194H48ZM89 196H91V195H89ZM97 196V197H98ZM44 197H46V196H44ZM109 197V196H108ZM171 197V198H170ZM10 198V197H9ZM21 199H23V197H20ZM19 198V199H20ZM28 198V197H27ZM40 198V197H39ZM106 198V197H105ZM176 198V197H175ZM24 199V200H25ZM30 199V198H29ZM169 199H168V201H169ZM174 199V198H173ZM180 200V199H179ZM181 201V200H180ZM110 202V201H109ZM175 202V201H174ZM32 203V202H31ZM30 203V204H31ZM41 203V202H40ZM108 203V202H107ZM168 203V202H167ZM172 203V202H171ZM21 204V203H20ZM34 204H35V202H33L32 203V205L34 206ZM44 204V203H43ZM144 204H145V202H144ZM170 204V203H169ZM176 204V203H175ZM174 204V205H175ZM36 205V204H35ZM45 205V204H44ZM112 205V204H111ZM147 205V204H146ZM151 205V206H152ZM17 206V205H16ZM20 206V205H19ZM33 206H31V210L29 211L28 209H30V208H26L27 209V211L30 213L31 211H32V209H34L33 208ZM108 206V205H107ZM161 206V207H160ZM168 206V205H167ZM170 206V205H169ZM183 206V205H182ZM41 207V206H40ZM116 207V206H115ZM175 207V206H174ZM16 208V207H15ZM36 208L39 210V212L41 211V210H43V209H47L46 210V214H45V210L44 211H41L39 214H37V212L35 211V215L31 218L32 220H33V222H34V220H36V223H38L39 222V220H38V222H37V219H35L34 217H36V215H39V216H41V215H44V216H46L47 214L49 215H51V213H53V212H51V213H49L50 212V207L49 208H44L43 207V209H39L38 208V206H36ZM52 208V207H51ZM166 208V207H165ZM8 209H10V208H8ZM13 210H14V207L12 208ZM16 209H18V208H16ZM20 209V208H19ZM26 209H24L23 208V210H26ZM48 209H49V211H48ZM55 209V208H54ZM161 209V212L163 211ZM20 210H22V208L20 209ZM19 210V212L18 213H20L21 211ZM153 210V209H152ZM52 211V210H51ZM54 211V210H53ZM153 211H155V210H153ZM160 211V210H159ZM15 212H16V210H15ZM25 211H22L21 213L22 214H28L27 212H25ZM42 212H44L43 214H41ZM48 212V213H47ZM20 213V214H21ZM34 213V212H33ZM158 213V212H157ZM12 214H14V213H12ZM15 214H17V212L15 213ZM14 214V215H15ZM22 214H21V216H22ZM25 214V215H26ZM31 215H32V212L30 213ZM28 215L27 217L29 218V216H31V215ZM41 214V215H40ZM131 214V213H130ZM24 215V217L25 218H27L26 216ZM123 215V214H122ZM10 216V215H9ZM17 216V215H16ZM15 216V217H16ZM8 217V216H7ZM42 217V216H41ZM50 217H52V216H49V218ZM93 217V216H92ZM120 217V216H119ZM122 217V216H121ZM131 217V216H130ZM129 217V218H130ZM10 217H8V219H9ZM13 218V217H12ZM22 218H23V216H22ZM37 218H40V217H38L37 216ZM7 218H6V220H8ZM19 219V218H18ZM88 219V218H87ZM115 219V218H114ZM11 220V219H10ZM21 221H22V219H20ZM24 220V219H23ZM29 220V219H28ZM45 219H43V221H44ZM53 220V219H52ZM121 220V219H120ZM14 221V220H13ZM18 221V220H17ZM18 222V223H22V222ZM42 220H41V222H43ZM117 221V220H116ZM12 222V221H11ZM32 222V221H31ZM32 222V223H33ZM41 222H39V223H41ZM46 222H47V220H46ZM46 222H43V223H45L46 224ZM48 222L50 223V220L48 219ZM25 223H28V224H30V222H28V221H26ZM53 223V222H52ZM52 223H51V225H52ZM87 223H88V221H87ZM95 223V222H94ZM13 224H16V223H13ZM35 224V223H34ZM85 224H86V222H85ZM92 224V223H91ZM22 225V224H21ZM35 225H38V224H35ZM40 226H41V224H39ZM38 225V226H39ZM47 225V224H46ZM83 225V224H82ZM95 225V224H94ZM15 226H17V224L15 225ZM26 227L28 226L27 224L25 225ZM23 227L24 229H26L25 231H27L28 229L26 228V227ZM45 226V225H44ZM43 225L41 226V227H39V228H42V227H44ZM99 226V225H98ZM19 227V226H18ZM29 227V226H28ZM46 227V226H45ZM44 227V228H45ZM78 227V226H77ZM82 227H84V226H82ZM34 228V227H33ZM47 229H48V226L46 227ZM85 228V227H84ZM16 229H18V228H16ZM19 229H22V228H20L19 227ZM19 229L17 230V231H19ZM24 229H22V230H24ZM29 232L31 233L32 231H35L36 229H31V227H29ZM73 229V228H72ZM78 229V228H77ZM77 229L75 230V228H74V230L75 231H77ZM87 229V228H86ZM91 229H92V227H91ZM90 229V230H91ZM107 229V228H106ZM22 230L21 231H19V233L20 232H22ZM32 230V231H31ZM38 230V229H37ZM67 230V229H66ZM69 230V229H68ZM39 231V230H38ZM69 231H71V230H69ZM79 231V230H78ZM81 231V230H80ZM83 231V230H82ZM84 231H85V229H84ZM87 231H88V229H87ZM104 231V230H103ZM36 232V231H35ZM39 232H41V230L39 231ZM47 232V231H46ZM18 233V232H17ZM19 233L17 234V236L19 235ZM23 233H25V232H23ZM75 233V232H74ZM16 234V233H15ZM22 233H20V235H21ZM31 234H34V232H32ZM47 234V233H46ZM68 234V233H67ZM73 234V232L70 234V236ZM78 234V233H77ZM77 234H75V235H77ZM99 234V233H98ZM37 235V234H36ZM69 235V234H68ZM79 235H80V233H79ZM83 235V234H82ZM23 236V235H22ZM69 236V237H70ZM72 236H74V235H72ZM94 236V235H93ZM39 237V236H38ZM81 237V236H80ZM21 238H23V237H21ZM27 238H29V237H27ZM31 238V237H30ZM71 238V237H70ZM87 238V237H86ZM89 238V237H88ZM23 239H25V238H23ZM35 239V238H34ZM28 242V241H27ZM33 244H34V242H33ZM33 244L31 243V245L33 246ZM20 245V244H19ZM25 245H28V249H30V254H31V252H33L32 251V249L29 247V244H25ZM25 245H23V246H25ZM34 245H36V244H34ZM23 246L21 247V248H23ZM47 246H49V245H47ZM122 246V245H121ZM17 247H19V246H17ZM36 247V246H35ZM50 247V249H52L51 248V246H49ZM48 247V248H49ZM125 247V246H124ZM2 248V247H1ZM0 248V249H1ZM27 248V247H26ZM26 248L24 249V250H26ZM39 248L41 249V247L39 246ZM39 248H37L36 247V249H39ZM12 249V248H11ZM14 249V248H13ZM16 249V248H15ZM19 249H20V247H19ZM34 249V248H33ZM36 249L34 250V253H32L35 257L36 256H38V254H37V251H36ZM0 251H3V249L2 250H0ZM5 251V250H4ZM3 251V252H4ZM21 252H19V255L21 254V255H23V251H22V249L20 250ZM27 251V250H26ZM35 251H36V255H35ZM38 251H40V250H38ZM41 251H42V249H41ZM43 251H46V250H44L43 249ZM9 252V254H11L12 253V251L10 252V251H8ZM17 252V251H16ZM28 252V251H27ZM27 252H26V255L25 256H27ZM28 252V253H29ZM0 253H2V252H0ZM7 253V252H6ZM40 253H42V252H40ZM45 253H47V252H44V254ZM49 253V252H48ZM47 253V254H48ZM4 254H5V252H4ZM3 254V255H4ZM8 254V253H7ZM15 254V253H14ZM2 255V256H3ZM17 255V254H16ZM42 256H40V254H39V256H40V258L39 259H41L42 261H43V258H41V257H44L43 256V254H41ZM0 256H1V254H0ZM5 256V255H4ZM3 256V257H4ZM11 256V258L14 256H12V255H9V257ZM34 256H31V257H34ZM38 256V257H39ZM23 257V256H22ZM37 257V258H38ZM1 258V257H0ZM18 257L16 256V258L15 259H17ZM37 258H33V260L34 259H37ZM47 258V257H46ZM53 258V257H52ZM4 259H6V256H5V258ZM14 259V261H18V260H15ZM21 259H23V258H21ZM29 259H31V258H29ZM38 259V262L37 263H39V264H44L41 260H39ZM53 260V262L55 261L54 259H52ZM57 260H58V258H57ZM62 260H64V258L62 259ZM61 260V261H62ZM1 261V260H0ZM9 261V260H8ZM7 261V262H8ZM21 261V260H20ZM20 261H18V262H20ZM35 261H37V260H35ZM17 262V263H18ZM21 262H24V260L23 261H21ZM41 262V263H40ZM48 262H49V260H48ZM57 262V261H56ZM64 262H66L65 260H64ZM2 263H4V260L2 261ZM12 263V262H11ZM31 263V262H30ZM59 263H60V260H59ZM63 263V262H62ZM62 263H60V264H62ZM4 264H6V263H4ZM14 264V263H13ZM36 264V263H35ZM46 264V263H45ZM49 264H52V262L51 263H49ZM54 264H55V262H54Z\"/></svg>",
    "mask_w": 264,
    "mask_h": 264
}]
</instances>
